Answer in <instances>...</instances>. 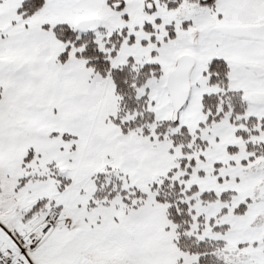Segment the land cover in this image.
I'll list each match as a JSON object with an SVG mask.
<instances>
[{"label": "snow or ice", "instance_id": "6c2138e0", "mask_svg": "<svg viewBox=\"0 0 264 264\" xmlns=\"http://www.w3.org/2000/svg\"><path fill=\"white\" fill-rule=\"evenodd\" d=\"M0 264H264V0H0Z\"/></svg>", "mask_w": 264, "mask_h": 264}]
</instances>
